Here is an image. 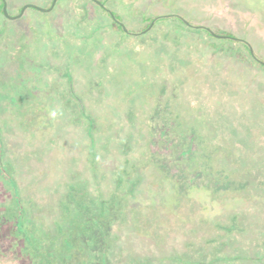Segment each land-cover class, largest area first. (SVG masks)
Wrapping results in <instances>:
<instances>
[{
	"label": "rangeland",
	"instance_id": "374dc122",
	"mask_svg": "<svg viewBox=\"0 0 264 264\" xmlns=\"http://www.w3.org/2000/svg\"><path fill=\"white\" fill-rule=\"evenodd\" d=\"M1 3L0 264H264V0Z\"/></svg>",
	"mask_w": 264,
	"mask_h": 264
},
{
	"label": "trees",
	"instance_id": "16d2710c",
	"mask_svg": "<svg viewBox=\"0 0 264 264\" xmlns=\"http://www.w3.org/2000/svg\"><path fill=\"white\" fill-rule=\"evenodd\" d=\"M99 4V3H98ZM3 6V3H1L0 4V12L1 13H3L2 12V9H1V7ZM103 7V6H102ZM103 9H104V12L106 13V14H108L109 16H110V18L112 19V23H113V25L115 26V28H116V30H118V31H120V32H129V30H126V31H123V29H122V27H121V24L119 23V22H117V21H115L112 17H111V15L108 13V11H107V9L106 8H104L103 7ZM111 14L112 15H115L113 12H111ZM116 17V16H115ZM177 17V19H180L178 16H176V15H172V14H169V15H166V17H162V16H152V17H143V21H145L146 22V24L144 25V29L148 26V24L150 23V21L151 20H154V21H159L160 19H163V18H173V19H175ZM183 22V21H182ZM201 28L203 29V31H205L208 35H211V36H214V35H212L211 33H209V31L207 30V28L206 27H202L201 26ZM139 32H141V31H139ZM228 36V35H227ZM216 37V36H215ZM223 38H230L229 36L228 37H223ZM245 47H246V49H247V51L251 54V52H250V50H249V48L245 45ZM259 64H261L260 62H259ZM262 65V64H261ZM264 66V65H263ZM78 100V99H77ZM79 101V104L81 105V102H80V100H78ZM187 154V153H186ZM183 155V154H182ZM184 156V155H183ZM178 159H179V157H178ZM177 159V160H178ZM183 159H186V158H183ZM162 160V161H161ZM176 160V161H177ZM180 160H181V156H180ZM160 161H161V168H163V167H169L170 166V163L167 161V159H165V158H162V159H160ZM168 164H169V166H168Z\"/></svg>",
	"mask_w": 264,
	"mask_h": 264
},
{
	"label": "water",
	"instance_id": "95a60500",
	"mask_svg": "<svg viewBox=\"0 0 264 264\" xmlns=\"http://www.w3.org/2000/svg\"><path fill=\"white\" fill-rule=\"evenodd\" d=\"M5 11V10H4ZM112 17H114L110 12H108ZM154 21V20H153ZM153 21H151L149 23V25L147 26V28L143 29L141 32H145L146 30L150 29V27L153 25ZM121 24V23H120ZM121 27L123 29V31H126L127 29L121 24ZM207 30L209 31V33H211L212 35L222 38V37H228L227 35H222V34H218V33H214L212 30H210L209 28H207ZM251 52V49H249ZM262 65H264L263 62H260Z\"/></svg>",
	"mask_w": 264,
	"mask_h": 264
}]
</instances>
